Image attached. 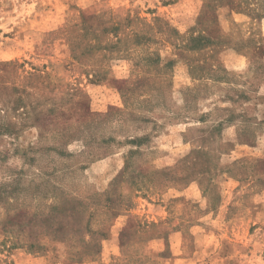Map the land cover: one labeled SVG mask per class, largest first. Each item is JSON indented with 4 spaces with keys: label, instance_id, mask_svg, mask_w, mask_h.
I'll return each mask as SVG.
<instances>
[{
    "label": "rangeland",
    "instance_id": "rangeland-1",
    "mask_svg": "<svg viewBox=\"0 0 264 264\" xmlns=\"http://www.w3.org/2000/svg\"><path fill=\"white\" fill-rule=\"evenodd\" d=\"M0 264H264V0H0Z\"/></svg>",
    "mask_w": 264,
    "mask_h": 264
},
{
    "label": "crops",
    "instance_id": "crops-1",
    "mask_svg": "<svg viewBox=\"0 0 264 264\" xmlns=\"http://www.w3.org/2000/svg\"><path fill=\"white\" fill-rule=\"evenodd\" d=\"M107 162L108 160L106 159L102 160L99 163L94 164L90 169H93L95 166L105 165V163ZM99 175L104 176V173H99ZM106 188H108V186ZM132 193L133 192H131V194L129 195H132ZM152 207H153V210L146 208V207L143 209L139 207L138 209L130 208V209L124 210L123 212H117L113 214L111 213L108 227L109 228H112V227L119 228V229L125 228L127 224L129 223L130 218L136 214H139L141 215V217L144 218L143 220L144 228L154 227L155 225L162 223L166 219L169 213V210L166 207H163V205H156V203L152 204ZM158 240H159L158 237L155 236L144 242L148 243L149 245H153V243H156Z\"/></svg>",
    "mask_w": 264,
    "mask_h": 264
}]
</instances>
